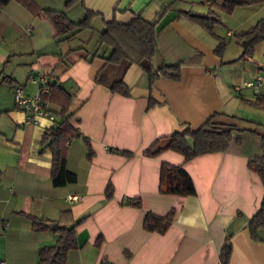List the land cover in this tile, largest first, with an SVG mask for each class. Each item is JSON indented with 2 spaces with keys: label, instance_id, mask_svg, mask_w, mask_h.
Returning a JSON list of instances; mask_svg holds the SVG:
<instances>
[{
  "label": "crops",
  "instance_id": "crops-1",
  "mask_svg": "<svg viewBox=\"0 0 264 264\" xmlns=\"http://www.w3.org/2000/svg\"><path fill=\"white\" fill-rule=\"evenodd\" d=\"M31 1L40 10L64 12L72 21L84 18L87 11L95 15L91 29L58 42L54 25L42 11L32 13L17 0L0 5V262L37 264L38 251L54 245V231H34L31 216L57 226L78 223L79 247L68 254L66 264H220L229 232V264H264V242L252 241L247 229L264 201V185L247 166L257 145L243 153L207 154L186 163L170 151L143 155L158 138L185 127L196 130L217 113L238 117L235 111L245 100L264 96V84L256 92L244 87L264 75V42L252 57L238 60L242 48L233 37L264 20V4L225 14L210 7V0H76L69 7L68 0ZM186 13L214 20L212 34ZM137 15L156 24L158 54L153 66L182 63L181 75L177 82L160 78L150 85L149 76L131 65L123 78L130 95L122 97L95 81L105 61L81 55L95 51L106 22L125 25ZM112 34L133 58L138 56L139 48L127 36ZM219 39L225 47L218 55ZM32 74L46 76L71 98L70 124L81 137L69 144L66 169L76 174L75 184L55 188L51 183L52 155L41 152L40 143L52 122L41 118L29 124L15 107V88L29 96L36 93V85L29 82ZM45 95L44 102L56 116L60 101ZM253 123L259 129H252L264 135V125ZM82 137L91 144V160L86 159ZM162 163L182 165L196 195L160 194ZM108 184L113 188L110 200L105 199ZM135 199L140 209L128 205ZM98 204L96 211L78 220ZM171 210L174 219L164 234L143 229L146 213L165 216ZM261 235L264 239V232Z\"/></svg>",
  "mask_w": 264,
  "mask_h": 264
},
{
  "label": "trees",
  "instance_id": "trees-1",
  "mask_svg": "<svg viewBox=\"0 0 264 264\" xmlns=\"http://www.w3.org/2000/svg\"><path fill=\"white\" fill-rule=\"evenodd\" d=\"M11 0H0V5L4 6ZM21 2L30 12L38 13L42 11L52 22L56 31V41H67L83 30L91 29V19L95 15L93 12H86L84 18L79 21L70 20L64 12L52 10H40L31 0H17ZM76 0H68L66 7L71 6ZM179 1V0H178ZM206 0H202L201 4ZM264 4V0H210V7H215L225 14H230L236 7H247ZM209 15L212 12L209 11ZM208 33L212 34L214 20L190 16ZM156 24L145 20L141 15H137L129 24H118L115 21L105 23L104 31L99 35L97 47L91 54H83L82 58L91 61L95 57H100L105 61L103 68L97 73L95 81L109 89L112 94L122 97H129L130 91L124 83V74L131 65H137L148 76L150 85L154 81L162 78L177 82L180 80L182 63L176 65L161 64L157 68L153 66V61L158 54ZM113 32H119L127 36L140 50L137 57L133 58L118 43L113 36ZM233 37L236 43L242 48V53L238 60L252 57L257 45L264 42V20L259 21L252 29L235 33ZM225 43L223 39L218 40L215 52L219 55L223 51ZM101 51V54H99ZM62 63H65L62 60ZM46 93L50 100L60 101L61 110L55 116L51 127L45 130L41 138V149L43 152L49 150L52 155L50 180L55 188L65 187L75 184L77 176L66 169V157L69 144L72 140L81 137L79 132L70 124L73 113L69 112L71 102L70 96L56 84H46ZM45 94V93H43ZM42 94V96H43ZM47 95L43 96L46 98ZM62 98V99H61ZM254 108L264 109V96H258L254 100L244 101ZM243 119L217 113L208 118L196 130L185 127L182 131L175 132L169 136L156 139L143 152L147 157H156L159 154L170 151L183 157V162H189L196 157L226 153L238 150L243 153L252 149V145H257V153L248 156V169L256 173L264 185V135L255 129L240 128L238 123ZM252 124H254L252 122ZM87 149L86 159L91 160L93 151L89 140L82 137ZM113 153L130 158L131 152L112 150ZM159 192L163 195H172L180 198L194 197L196 190L191 177L183 170L182 165H172L162 163L159 170ZM113 196V188L108 184L105 190V199L110 200ZM136 209L141 208L139 199L131 200L128 203ZM175 211H169L165 216H156L146 213L143 218V229L146 232L164 234L171 226ZM32 222L34 231H46L48 228L46 221L28 216ZM78 225L64 226L58 225L54 231L56 241L54 245L42 247L38 251L37 264H66L68 254L76 250L79 246L76 240L75 228ZM247 229L250 238L254 242H264L262 232H264V201L258 212L247 222ZM232 232L225 237L223 246L219 253V263L229 264L232 253ZM100 240L96 245H99Z\"/></svg>",
  "mask_w": 264,
  "mask_h": 264
},
{
  "label": "built area",
  "instance_id": "built-area-1",
  "mask_svg": "<svg viewBox=\"0 0 264 264\" xmlns=\"http://www.w3.org/2000/svg\"><path fill=\"white\" fill-rule=\"evenodd\" d=\"M29 82L36 85L37 91L34 95L29 96L26 95L20 88H15L13 100L16 109L25 114L26 122L29 124H37L41 118H46L53 123L55 115L48 109V106L44 102L42 96L43 93L47 92V77L41 74H32L29 76ZM262 84H264V75H259L254 81L245 82L244 87L251 88L256 92ZM236 90L238 91L239 89L236 88ZM7 226V223H2V227ZM0 264L6 263L0 262Z\"/></svg>",
  "mask_w": 264,
  "mask_h": 264
},
{
  "label": "rangeland",
  "instance_id": "rangeland-1",
  "mask_svg": "<svg viewBox=\"0 0 264 264\" xmlns=\"http://www.w3.org/2000/svg\"><path fill=\"white\" fill-rule=\"evenodd\" d=\"M254 53H255V50H254ZM254 53H253V55H254ZM261 65H264V63H262ZM239 107H240L239 110H236L234 115L243 119V121H240L238 123V126L240 128L251 129V130H252V128H256L257 126L252 125V121L257 123V124L264 125V113H257L258 111H254L252 106H250L247 103H243V104L239 105Z\"/></svg>",
  "mask_w": 264,
  "mask_h": 264
},
{
  "label": "water",
  "instance_id": "water-1",
  "mask_svg": "<svg viewBox=\"0 0 264 264\" xmlns=\"http://www.w3.org/2000/svg\"><path fill=\"white\" fill-rule=\"evenodd\" d=\"M99 204L96 206H93L92 208L88 209L86 212H84L80 217H79V221L86 218L87 216H89L90 214H92L94 211H96L99 208ZM46 227L50 230V231H55L57 229V224L56 223H48L46 224Z\"/></svg>",
  "mask_w": 264,
  "mask_h": 264
}]
</instances>
